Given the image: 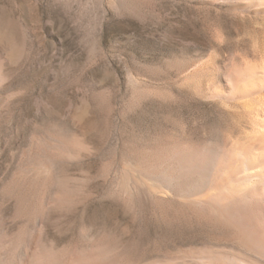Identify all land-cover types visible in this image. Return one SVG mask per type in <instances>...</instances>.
<instances>
[{
	"label": "rangeland",
	"instance_id": "374dc122",
	"mask_svg": "<svg viewBox=\"0 0 264 264\" xmlns=\"http://www.w3.org/2000/svg\"><path fill=\"white\" fill-rule=\"evenodd\" d=\"M262 6L0 0V187L24 151L52 155L60 144L66 154L56 169L79 190L68 211L49 215L47 237L58 245L78 244L85 224L91 237L109 233L132 264L176 260L203 247L243 252L220 228L162 215L174 203L156 184L128 201L110 189L138 150L236 133L222 73L256 61L252 38L263 28ZM5 202L0 194L10 219L13 204Z\"/></svg>",
	"mask_w": 264,
	"mask_h": 264
},
{
	"label": "bare ground",
	"instance_id": "6f19581e",
	"mask_svg": "<svg viewBox=\"0 0 264 264\" xmlns=\"http://www.w3.org/2000/svg\"><path fill=\"white\" fill-rule=\"evenodd\" d=\"M240 1L264 7V0ZM252 39L256 61L222 73V97L234 107L228 113L236 133L200 142L179 138L169 146L138 150L110 189L111 196L128 201L141 187L156 184L174 203L162 207V215L220 228L244 251L203 247L158 264H264V24ZM32 143L43 146L36 138ZM52 148V155L24 151L2 180L0 194L5 204H13V213L7 219L0 209V264H132L109 233L91 237L85 224L78 230L80 244L48 239L49 215L68 211L79 190L56 169L64 148Z\"/></svg>",
	"mask_w": 264,
	"mask_h": 264
}]
</instances>
